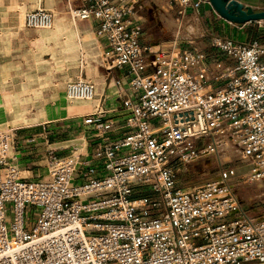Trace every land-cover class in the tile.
I'll return each mask as SVG.
<instances>
[{
    "label": "built area",
    "instance_id": "2783aa9c",
    "mask_svg": "<svg viewBox=\"0 0 264 264\" xmlns=\"http://www.w3.org/2000/svg\"><path fill=\"white\" fill-rule=\"evenodd\" d=\"M79 1L68 10L70 19L97 21L105 67L125 68L129 78L127 88L114 81L128 111V132L110 142L100 136L75 162L46 150L48 177L26 179L13 156L15 134L0 125V264H264V217L241 208L229 184L236 168L183 192L174 176L176 161L212 153L226 138L248 180L264 184V44L202 31L199 38L224 59L193 46L191 33L152 50L139 42L142 0ZM204 4L208 0H168L164 12L175 23L187 18L198 24ZM248 23L264 31V19ZM22 24L49 29L52 16L38 8L25 12ZM64 93L90 100L93 85L76 79L64 84ZM152 120L158 123L149 127ZM73 179L78 183L71 185ZM78 194L87 195L72 199Z\"/></svg>",
    "mask_w": 264,
    "mask_h": 264
},
{
    "label": "crops",
    "instance_id": "0c3cea01",
    "mask_svg": "<svg viewBox=\"0 0 264 264\" xmlns=\"http://www.w3.org/2000/svg\"><path fill=\"white\" fill-rule=\"evenodd\" d=\"M154 1L166 7L168 0H142L136 12L141 45H146L145 39L152 38L140 19L142 11L148 17L150 13L145 4L155 6ZM235 1L252 7L255 0ZM80 6L79 0H0V125L15 134L13 156L22 178L48 175L46 150H53L55 156H68L67 161L75 162L76 158L84 159L91 153L100 136L110 142L128 132L124 127L128 111L121 106L114 81L119 80L127 88L129 78L125 68L105 67V41L95 34L97 21L70 19L68 10ZM38 8L51 14V29L23 26L21 13ZM212 16L211 22L209 17L206 19L205 27L199 19L194 24L198 36L203 31L207 36L231 38L232 32L238 30L235 36L244 38L242 29L250 23L229 25L213 13ZM263 35H249L244 38L246 42H238L248 43L253 38L264 44ZM195 47L204 52L203 47ZM261 61L264 62V57ZM76 79L92 83L91 100L67 99L64 84ZM86 118L92 123L84 124ZM103 126H107V132L101 135ZM22 139L29 142L22 144Z\"/></svg>",
    "mask_w": 264,
    "mask_h": 264
},
{
    "label": "rangeland",
    "instance_id": "374dc122",
    "mask_svg": "<svg viewBox=\"0 0 264 264\" xmlns=\"http://www.w3.org/2000/svg\"><path fill=\"white\" fill-rule=\"evenodd\" d=\"M208 6H202L201 8H199L197 13L198 19L202 27H205L207 23L206 19L208 17L210 19V22L213 20L212 13L215 17H218L214 12H212L213 10L210 7V5ZM252 7L255 8L257 11L263 10L264 0H255L253 2ZM146 15L147 14L142 11L143 17L140 18L142 24H146L144 28L149 30V33L151 34L150 37H152L150 40L145 39L144 43L146 45L153 46V44H159V46L168 48V46L165 45L169 43V45H171L172 47L174 40H176V37H181V36L185 37V34L181 32V29H183V27H187L188 32L192 33V36L196 35V39L192 40L193 46H200V48L203 47L204 52L207 53L208 56L210 57H214L221 60L224 59L222 53L216 52L214 49L209 47V40L207 38H199L198 28L197 26L194 25L196 23H192L189 26H186V23L184 22L187 20V18L183 19V21H180V24H182L183 26H181V29H179L180 31L179 30L177 31V29H175V33H177V36H175L173 33L174 29L172 28H171L172 30L162 29L167 27L166 24L164 23L165 19L171 20V22H168L169 25L171 26L175 25L172 22L173 18L171 17L170 14L168 13L164 14L160 12L157 14L154 13L152 17H150V15L146 17ZM22 16L23 13H21V20H22ZM231 27L233 28V26ZM236 32H238V30H236ZM236 32L233 31L232 32L233 37L230 36L231 38H229L231 40L233 39L236 42H238L239 40L242 42L244 41L246 42L247 39L244 40L245 37L248 38L249 35L257 37V35H259L260 33H264L256 30L254 27L251 26V24L244 26V28L242 29V33L244 37V38L242 37L243 39H241L238 36H235L237 35ZM262 37H264V35ZM251 41H254L253 38L251 39ZM157 123H158L157 120H152L149 121L148 126L153 127ZM226 140L228 141V139L222 138L219 141L224 142ZM199 142L201 146H204V143L206 144L209 141L208 139H205V141L199 140ZM220 143H217V146ZM195 144L196 143H194V145ZM217 146L213 148L212 153L210 152L209 154H202L198 156L195 160L190 161L188 163H181L176 161V163L174 164V170H175L174 176H175L176 188L181 192L188 191L194 187L206 185L207 183L216 181L218 179L219 171L223 168L226 167L236 168V172H235L236 177L231 181H229L231 190L235 194L243 210L247 211L251 216L263 218L264 217V184L257 182L253 183L251 181H248V177H245L247 176V171L244 168V164L241 163L238 158V150L236 148H232L234 146L231 145V149H233L231 150L232 153H230L229 150L222 149L221 147H219V149L217 150ZM53 156H55L54 151H53ZM55 157H60V156H55ZM77 183L78 180L75 181L73 179V183L71 185H75ZM138 190L139 189H133L132 195L136 197L141 196L139 195ZM5 206L7 207L8 205ZM6 212L9 214L10 211L7 210ZM8 214L6 215V221L8 220L9 217Z\"/></svg>",
    "mask_w": 264,
    "mask_h": 264
},
{
    "label": "water",
    "instance_id": "95a60500",
    "mask_svg": "<svg viewBox=\"0 0 264 264\" xmlns=\"http://www.w3.org/2000/svg\"><path fill=\"white\" fill-rule=\"evenodd\" d=\"M213 12L223 21L242 25L264 19V10L243 5L235 0H208Z\"/></svg>",
    "mask_w": 264,
    "mask_h": 264
},
{
    "label": "bare ground",
    "instance_id": "6f19581e",
    "mask_svg": "<svg viewBox=\"0 0 264 264\" xmlns=\"http://www.w3.org/2000/svg\"><path fill=\"white\" fill-rule=\"evenodd\" d=\"M153 3H155V1L153 2ZM146 7H147V9L149 10V13H150V15H151V17L154 15V13H160L161 11H166V9L167 8H165V5H158L157 3H155L154 5L155 6H151L150 4H149V2H147L146 4ZM166 14V13H165ZM163 17H164V15H163ZM156 19V18H155ZM183 21V20H182ZM168 22H171V20H167V19H165L164 20V23L166 24V28H162V29H174L173 30V33H174V35L176 36L177 35V33H175V29H177V31L181 28V26H183L182 24H180V22H174V21H172L173 22V24H175V25H173V26H171V25H169L168 24ZM182 23V22H181ZM185 23V22H184ZM192 23H197L196 22V20L195 19H191V20H189V21H187L186 22V26H189L190 24H192ZM165 26V25H164ZM52 27V26H51ZM51 27L49 28V29H51ZM49 29H45V30H49ZM171 29V30H172ZM183 30H185V32L184 31H182V33H186L185 34V36H188L187 34L188 33H190V32H188V30L184 27L183 28ZM170 31V30H169ZM180 31V30H179ZM167 33V32H166ZM181 33V34H182ZM173 35V34H172ZM194 35V34H193ZM179 36V35H178ZM195 36V35H194ZM171 42V41H170ZM156 44L153 46V49H152V47H151V49L152 50H154L155 48H156ZM165 46H170L171 47V45H169V43L168 44H166ZM173 46V45H172ZM87 81V80H86ZM93 96H94V87H93ZM67 97V96H66ZM93 98V97H92ZM91 98V99H92ZM68 99V98H67ZM90 99V100H91ZM69 101H79V100H70V99H68ZM81 101V100H80ZM85 101H89V100H85ZM165 127H167L165 124H163V125H161L160 126V128L162 129V128H165ZM222 139V138H221ZM226 145H225V144ZM224 144V145H223ZM219 147H221L222 149H224V150H229V152L230 153H232V151L231 150H233V149H231V145H230V143L226 140V141H222L218 146H217V150L219 149ZM232 148H234V147H232ZM76 161H78V158H76ZM46 167H47V169H48V175H49V171H50V169H51V165H50V163L47 161L46 162ZM48 175L46 176V177H48ZM19 176H20V173H19ZM45 177V178H46ZM245 177H247V176H245ZM249 181V180H248ZM254 183V182H253ZM261 186V185H260ZM262 187V186H261ZM87 194H78V195H76L75 197H73L72 199H75V200H78V199H82V198H84L85 196H86Z\"/></svg>",
    "mask_w": 264,
    "mask_h": 264
},
{
    "label": "trees",
    "instance_id": "16d2710c",
    "mask_svg": "<svg viewBox=\"0 0 264 264\" xmlns=\"http://www.w3.org/2000/svg\"><path fill=\"white\" fill-rule=\"evenodd\" d=\"M195 148H197V149H202L203 146H201V144H200L199 142H197V143L195 144Z\"/></svg>",
    "mask_w": 264,
    "mask_h": 264
}]
</instances>
